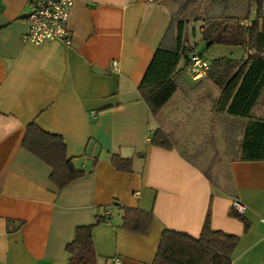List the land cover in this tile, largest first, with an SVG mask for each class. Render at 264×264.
I'll return each instance as SVG.
<instances>
[{
    "label": "crops",
    "instance_id": "obj_1",
    "mask_svg": "<svg viewBox=\"0 0 264 264\" xmlns=\"http://www.w3.org/2000/svg\"><path fill=\"white\" fill-rule=\"evenodd\" d=\"M32 7L0 0V264H67L76 228L92 224L97 264H152L163 230L198 237L208 212L212 230L239 237L231 264H264V154L248 160L242 147L247 129L264 122V90L249 117L214 112L219 89L207 77L192 82L182 59L176 92L153 116L137 88L160 43L172 40L164 0H75L69 45L21 41ZM31 122L62 136L86 173L63 188L51 183L50 166L22 146ZM157 129L171 148L151 144ZM205 134L223 156L209 162L216 184L183 153ZM113 154L132 170L118 171ZM234 198L246 206V230L229 215ZM123 208L151 214L148 232L123 228Z\"/></svg>",
    "mask_w": 264,
    "mask_h": 264
},
{
    "label": "trees",
    "instance_id": "obj_2",
    "mask_svg": "<svg viewBox=\"0 0 264 264\" xmlns=\"http://www.w3.org/2000/svg\"><path fill=\"white\" fill-rule=\"evenodd\" d=\"M199 0H184L180 13L196 4ZM213 4L226 5L231 0H209ZM261 0H247V10L243 18L226 9L212 12L202 22V40L212 45L238 46L243 50L241 59L220 57L210 60L206 75L219 89V96L213 101L214 112H225L233 116L249 117L251 109L258 102L264 90V31L260 14ZM255 9V16L252 12ZM253 17V18H251ZM171 43L164 41L156 49L143 80L137 88L140 97L147 104L150 113L156 116L166 105L178 88L180 60L187 63L194 48L186 41L185 24L172 13ZM186 66V65H185ZM185 69V68H184ZM22 146L24 149L45 162L52 169L50 180L59 188L82 177L86 172L79 170L72 159L67 158L66 144L62 136L42 130L35 122L27 125ZM264 122L255 121L246 131L242 143L244 158L263 159ZM256 137L257 143H251ZM152 145L171 148L168 135L157 129ZM111 164L118 171L130 172L132 160L118 154L111 155ZM230 217L244 224L248 223L242 214L232 207ZM210 214L207 213L198 237L184 232L163 230L158 249L152 264H231L233 251L239 237L220 230H212ZM153 217L151 214L133 208H123L122 227L137 233L148 232ZM104 221L97 218L95 223ZM94 224L76 228L74 240L68 244L70 258L67 264H97L92 231Z\"/></svg>",
    "mask_w": 264,
    "mask_h": 264
},
{
    "label": "rangeland",
    "instance_id": "obj_3",
    "mask_svg": "<svg viewBox=\"0 0 264 264\" xmlns=\"http://www.w3.org/2000/svg\"><path fill=\"white\" fill-rule=\"evenodd\" d=\"M183 1L184 0H164V3H166V6L176 17L184 22L186 31L185 34H187L188 37L190 36L191 42L194 45L193 47L196 49V53L202 54L208 61L215 58L218 59L220 57L240 59L243 56V50L238 46L214 45L209 47L208 43L202 40L199 30L202 27L203 19H205L206 16L217 11L218 9L223 10L225 7L226 9L243 18V15L247 10V0H231L229 3L223 6H216L217 4L215 5L209 0H199L196 4L190 6L187 10L180 13V9L178 7H180V4ZM252 13L255 14V9ZM210 137L211 135L207 134L204 136V138H201V141L197 143L195 148L191 151L188 148H183V153L200 165L203 170L206 171L209 178L216 184V170L213 168V166L209 165V162L212 159V162L217 163L223 159V156L221 152L219 153L220 150L217 139L215 137ZM202 151H208V156L204 160H202L200 157V152Z\"/></svg>",
    "mask_w": 264,
    "mask_h": 264
},
{
    "label": "built area",
    "instance_id": "obj_4",
    "mask_svg": "<svg viewBox=\"0 0 264 264\" xmlns=\"http://www.w3.org/2000/svg\"><path fill=\"white\" fill-rule=\"evenodd\" d=\"M33 7L26 16L27 31L22 35L21 41L39 45L45 42L61 40L65 44L71 43V34L67 22L69 11L75 0H32ZM260 14L264 31V0L260 1ZM255 14H252L254 16ZM210 62L199 53H192L185 66V71L193 81H200L206 77ZM113 70L118 69V62H112ZM231 207L237 213H244L246 206L238 198H234ZM114 264H120V259L114 258Z\"/></svg>",
    "mask_w": 264,
    "mask_h": 264
}]
</instances>
